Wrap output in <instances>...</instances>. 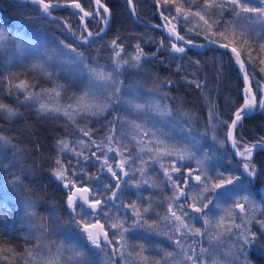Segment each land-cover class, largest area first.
<instances>
[{"label":"snow or ice","instance_id":"snow-or-ice-1","mask_svg":"<svg viewBox=\"0 0 264 264\" xmlns=\"http://www.w3.org/2000/svg\"><path fill=\"white\" fill-rule=\"evenodd\" d=\"M29 2L38 5L48 17H52L62 3L78 10L82 30L77 34L71 25L67 26L82 45L99 39L111 16V10L101 0H94L96 7L92 11H86L80 0ZM154 2L164 22L155 27H163L169 41L166 45L164 39H160L157 51L163 48L170 50V54L183 56L191 48H206L208 45H214L217 51L223 49V54L231 55L243 75L244 87L240 93L243 103L235 107L229 123L209 101L205 131L199 132L192 126L193 120L198 118L191 110L182 106L174 109L168 103L169 94L160 91L173 81L157 78L153 88L143 91L139 81L124 82L122 77L126 72L139 73L148 60L139 43L135 45L134 54L125 58L122 55L125 49L119 43L120 37L116 36L108 42L109 63L101 64L99 55L86 57L73 44L64 41L49 48L44 38L26 39L20 34L10 36L0 23V52L11 48L12 58L17 61L34 56L35 62L30 69L50 81L55 76L48 70L53 64L69 75L86 77L79 93L68 95V102L63 103L67 85L55 83L50 89L37 91L34 82L20 78L22 74L0 75V117L11 120L20 115L17 108L3 102L2 96L6 92L15 96L20 104L35 105L40 113L57 119L64 117L81 134L74 140L60 138L56 141L58 154L51 169L52 175L66 190L69 220L62 222L61 217L53 216L52 223L48 224L49 218L40 217L35 212V201L23 197L21 204L31 229L29 238L36 243L23 251L10 246L0 247V259L7 260L8 264H92L88 255L96 250L106 253L109 264H113L117 256L131 264H222L221 255L235 264L239 254H245L248 246L264 238V206L258 204L251 191L255 180L264 171L253 159L254 151L264 150V137L248 143L235 134L245 116L264 111V89L261 88L264 81H256L255 88L252 83L257 65L260 66L259 72L264 73V0ZM127 3L135 14L133 0H127ZM95 16L105 27L93 32L85 20ZM226 16L230 18L226 19ZM189 34L203 37L202 42H196ZM97 52L99 54L100 49ZM7 62L10 64L12 60ZM193 63L197 68L200 66L199 60ZM249 67L253 69L251 75ZM222 71L221 64L217 78ZM189 82L197 88L206 86L205 81ZM21 94L22 101L19 100ZM106 114L111 119L106 120V134L99 140L93 138L94 130L79 125V120L102 119ZM158 124L167 126L168 130ZM220 127L227 128L223 139L216 135ZM209 131L213 144L219 148L230 142L233 153L222 158L230 162L233 156L239 157L236 168L219 171L207 167L215 155V152L209 153L203 148L202 141ZM10 144L15 148L11 138L0 133V148ZM65 153H71L72 159L62 158ZM17 156L18 153H14V159L8 164L0 161V168L7 171L9 167H16L19 163ZM92 162L97 164L95 173H90L87 168ZM190 162H195L196 167H191ZM154 164L159 165L163 177L158 182L145 178ZM210 171H214V175ZM11 175L8 183L14 189L23 187L21 176ZM104 176L108 177L107 180L103 179ZM143 185L161 191L166 187L171 195L163 200H155L152 195L137 196V200L131 203L121 200L120 193L125 188H135L138 192ZM229 200L232 201L231 207H225L222 201ZM261 200L264 201V197ZM164 205L166 209L161 213L159 208ZM3 207L5 205L0 202V208ZM214 212L223 214L217 219L212 215ZM69 223L75 225L89 247L72 242L67 232L62 233L65 239L59 242L49 239L52 233ZM253 223L259 225V233L252 230ZM197 224L201 226L197 227ZM138 229L148 233L151 239L164 237L172 250L152 244L151 239L147 245L130 244L129 235ZM225 238L231 241L230 248L227 252H220ZM151 253H156L159 258ZM244 264H248L246 254Z\"/></svg>","mask_w":264,"mask_h":264},{"label":"trees","instance_id":"trees-1","mask_svg":"<svg viewBox=\"0 0 264 264\" xmlns=\"http://www.w3.org/2000/svg\"><path fill=\"white\" fill-rule=\"evenodd\" d=\"M105 2L110 6L113 14L112 24L104 35L87 45L76 43L67 36L60 22L44 19L37 12V5L33 3L19 4L9 0H0V21L5 24L8 31H13L9 28H15V33L16 30H20L19 25L21 23L25 25L21 27H28L36 32H41H38L40 36L44 38V35L48 36V45L56 46L59 41H64L66 44H73L86 57L91 58L99 55L102 57L100 59L101 64L109 63L108 57L111 55V52L108 48V42L116 36L120 37L119 43L125 49V52L122 54L125 58L134 54L135 49L133 46L139 43L141 48H144L143 52L148 55V60L144 63L140 73H125L123 79L126 84L139 81L140 88L144 87L145 90L153 88L157 78L159 80L169 79L173 81L171 85H164L160 91L169 94L168 103L174 109L177 106H182L185 110H191L194 117L198 118V120H193L192 126L199 132L205 131L209 101L216 105V110L222 118L230 122L235 107L243 103L240 95L243 83L238 75L237 65L230 54H223V49L217 51L216 48L205 51L190 49L183 56H180V54H170V50L163 48L157 51L160 39L163 38L166 45L169 41L158 28L144 26L145 23H158L155 6L150 1L133 0L136 8L135 15L138 21L133 19L127 0H105ZM80 3L85 10L92 9V0H80ZM70 11H72L70 8H63L54 11L53 14L64 18L68 25H71L72 29L79 34L82 30L79 17L76 18L75 14L73 15ZM225 18L228 19L230 17L226 16ZM85 23H87L88 29L93 32L99 30L102 26V22L97 18H91ZM189 35L196 41L203 40V37ZM97 49H100L99 54ZM154 52L156 56L153 57L151 54ZM33 60V58L28 57L19 62L21 63L19 66L3 67L4 62H1L0 59V75L6 76L8 73H19L22 74L21 79L27 78L29 81L37 77V87H44L45 85L48 87L49 85L52 86L55 83L61 82L68 86L65 99L62 101L63 103L68 102L66 99L68 95L74 92L79 93L81 90L80 86L79 88L77 87L79 79L69 76L75 78L76 81L68 80L70 83H67L62 77L53 78L52 81L48 78L40 77L35 71L31 72L29 65H27L33 62ZM195 60L200 61L198 68L193 63ZM89 62L91 63V59ZM221 64L223 65V71L220 77L217 78V69L220 68ZM177 65H180V67L178 68ZM259 67V65L256 67L255 79L252 82L253 88L256 87V81H264V73L259 72ZM248 71L251 75L253 69L249 67ZM193 80L205 81L206 86L197 88L194 83L189 82ZM261 88L264 89V83L261 84ZM6 94L5 92L3 93V102L17 108L20 115L11 120L0 117V133L11 138L12 144L15 145V148L11 144L7 148H0V155L5 156V160L12 161L14 153H18L19 158L16 157V159L19 160V163L16 167L8 169L7 172L20 175L23 187L14 189L7 183L8 178H3V174L0 175L2 177L0 178L2 181H0V202L5 205V207L0 208V247L10 246L17 251H23L25 247L34 245L27 238L30 226L25 218L23 209L13 210L10 208L9 201L3 200L1 195L3 191H9L10 189L13 192V196L20 201L25 196L30 197L35 201V212L40 217L49 218L47 220L48 224L52 223L51 217L53 216L61 217L62 222L68 221L69 210L65 205L66 190L62 187V183L58 182L52 175L51 169L54 167L53 160L58 154V150L54 147L56 141L67 136L71 138L72 136H76L77 133H73L70 130L72 125L64 117L61 116L57 119L54 116L42 114L33 109L32 106L18 103L15 96ZM259 95L260 93L258 92V98ZM21 98L19 97V100ZM233 102L235 103L233 104ZM105 122V118L91 121L79 120V125L81 127L87 126L94 130L95 135L93 138L99 140L106 134L107 130L104 128ZM226 132L227 128L220 127L217 129L216 135L220 139H223ZM235 134L238 138L243 137L248 143H255L256 140L264 137V111H256L253 115L245 117L238 124ZM211 135L212 133L209 131L207 138L203 141L205 144L204 150L209 153L215 152V155L220 157V161L217 164L219 170L224 171L225 168L229 170L236 168L239 159L233 156L229 162L227 158H222L232 154V152L227 144H225L224 148L214 145ZM62 158L65 160L72 159V154H64ZM253 159L258 167L264 169V150L257 151ZM87 168L90 173L97 171L93 163H89ZM240 170L242 171V168ZM0 171L5 170L0 168ZM263 183L264 171H261L260 177L255 180L254 186L251 188L253 194L258 195L260 198L262 197L260 189ZM261 204H264V201L261 200ZM160 211L163 213L162 209ZM73 229L74 227L72 228L70 223L64 225L63 228L68 234L71 233V230L73 232ZM59 233L61 232L52 233L50 236L51 240L59 241V237H55ZM253 247L255 248V246ZM263 252L256 253L257 255L262 254V258L255 259L256 264H264ZM0 264H8V261L0 259Z\"/></svg>","mask_w":264,"mask_h":264},{"label":"rangeland","instance_id":"rangeland-1","mask_svg":"<svg viewBox=\"0 0 264 264\" xmlns=\"http://www.w3.org/2000/svg\"><path fill=\"white\" fill-rule=\"evenodd\" d=\"M149 1V0H148ZM101 2H102V0H101ZM154 6H155V4L153 3V2H151ZM63 4V3H62ZM93 0H92V9L94 8L93 7ZM38 10H37V12L38 13H40L41 14V16H45L43 13H42V11H40L39 10V8H38V6L36 7ZM63 8H70V7H67V6H64V7H61L60 9H63ZM72 11H70L76 18H78L79 17V15H77V13H78V10H74V9H72V8H70ZM91 9V10H92ZM130 9V8H129ZM59 10V9H58ZM88 11H90V10H88ZM155 11H156V6H155ZM69 15H71L70 13H69ZM134 15V18H136V15L135 14H133ZM87 19V18H86ZM0 23H2L1 21H0ZM3 24V23H2ZM146 24V23H145ZM4 26H5V24H3ZM146 25H148V26H150V25H154V24H146ZM21 26H25V25H22V23L19 25V27H20V30H16V33H15V28H9V29H11V30H13V31H8V34L11 36V35H17V34H20V35H23L26 39H36V40H39L40 38H44L43 36H40L39 34H38V32L39 31H35V30H33V29H29L28 27H21ZM81 26H82V24H81ZM5 28H6V26H5ZM39 33H41V32H39ZM45 36V40L47 41V38H48V36H46V35H44ZM51 37V36H50ZM59 39V38H58ZM48 47L49 48H52V47H54V46H52V45H48ZM133 48L135 49V45L133 46ZM143 50H144V48H143ZM3 53V54H2ZM148 56V55H147ZM28 57H30V58H33L34 60H33V62H35V57L34 56H28ZM27 57V58H28ZM0 59H1V62H4L3 63V67L4 66H7V67H11V64L13 63V62H16L17 60H15L14 58H12V49L11 48H9V50H7V51H4V52H0ZM9 59H11L12 60V63H8L7 61L9 60ZM17 62H22V61H17ZM33 62H31L30 64H28L29 65V68H30V65L33 63ZM19 65H21V63H19ZM58 65H55V64H53V65H50L49 66V71H51V72H53V73H55V76L53 77V78H57V77H62V78H64L66 81H67V83H70L68 80H71V81H76V79H79V82L77 83V87L79 88V86H80V89L82 88V86H83V84L84 83H86V77L84 78V79H81L78 75L77 76H74V77H76V79L75 78H72V77H69V76H72V75H69L68 73H66V72H62V71H59L58 70ZM30 71L31 72H33L31 69H30ZM131 72H133L134 74H137V72H135V71H128V72H126V74H130ZM36 73H38V72H36ZM139 73H140V71H139ZM39 75H40V77H43V78H47L45 75H42V74H40V73H38ZM238 75H239V72H238ZM123 78V77H122ZM42 80V79H41ZM48 81V80H47ZM60 84H62L61 82H60ZM54 85H49L48 87L45 85L44 87L43 86H39V87H37L36 88V90L37 91H39V89H41V88H44V89H50V88H52ZM244 87V86H243ZM140 90L141 91H143L144 90V87L143 88H140ZM6 93V92H5ZM7 95V94H6ZM24 99V97L22 96V98L20 99L21 101ZM23 105V104H22ZM26 106V105H25ZM27 106H32L33 107V109H35L36 111H37V107L35 106V105H27ZM38 112V111H37ZM43 114V113H42ZM105 119L106 120H110L111 119V116H108L107 114H106V116H105ZM158 126H160V127H164L165 128V130L167 131L168 130V128H167V126H165V125H162V124H158ZM70 130L74 133V132H76L77 133V135L76 136H72L71 138H69L68 136L66 137L67 139H72V140H74V139H76V138H78V137H81V134L79 133V131L76 129V127L75 126H71L70 127ZM175 134V133H174ZM202 144H203V148L205 147V144L203 143V141H202ZM54 147H55V149H57V146H56V143L54 144ZM7 148V147H6ZM58 150V149H57ZM94 150V149H93ZM8 152H10V151H8ZM11 153V152H10ZM67 153H65V155H66ZM68 154H71V153H68ZM221 155V154H220ZM18 158H19V155L17 156ZM0 161H2L4 164H8L9 163V161L8 160H5V156H3V155H0ZM218 161H220V157H218V156H216V155H214L213 157H212V159L208 162V165H207V167L210 169V170H213V169H215V170H219V168H218V166H217V164H218ZM94 165H95V168H96V170H97V164L95 163V162H92ZM190 166L191 167H196V164H195V162H190ZM10 168L11 167H9L8 169L10 170ZM219 171H221V170H219ZM1 174H3L4 175V177L3 178H8V180H7V183H8V181L9 180H11L12 179V173H10V172H7V171H0V175ZM210 174H213L214 175V171H210ZM225 174H227V173H225ZM0 178H2V177H0ZM107 176H105V177H103V179H105V180H107ZM146 179H150V181H160V180H162L163 179V177H162V173H161V170L159 169V165H156V164H154V165H152V167L149 169V172H148V176L147 177H145ZM136 179L137 180H139L140 179V177H139V175L137 174V176H136ZM1 181V180H0ZM2 182V181H1ZM59 182V181H58ZM9 184V183H8ZM264 184V183H263ZM263 186V185H262ZM262 186H261V188H262ZM62 187H63V185H62ZM261 190V189H260ZM26 193V192H25ZM149 195H152L153 196V198L155 199V200H163V198L165 197V196H167V195H171V191L168 189V188H164L163 189V191H161L160 190V188H152V187H150L149 185H143L142 186V188L137 192V190L135 189V188H125V190L122 192V193H120V198H121V200L124 202V203H131L132 201H134V200H137V196H143V197H148ZM2 196V199L3 200H7V201H9V204H10V208H12L13 210H15V209H23V207H22V205L20 204L21 203V201L20 200H18L17 198H15L14 196H13V192L12 191H10V189H9V191H3V194L1 195ZM254 198H255V200L258 202V204L259 205H261V206H264V204H261V198L258 196V195H255L254 194ZM120 201H117V203H119ZM137 202H139V201H137ZM222 203H224V206L225 207H231V205H232V201H227V202H223L222 201ZM65 205H66V197H65ZM66 207H67V205H66ZM162 209V211L164 212L165 211V209H166V205H164L163 207H160L159 208V211ZM238 211V210H237ZM161 212V211H160ZM162 213V212H161ZM223 213H216V212H214V213H212V215L214 216V217H216L217 219L219 218V216L220 215H222ZM154 218V217H153ZM101 222H103V220H101ZM237 222H239V220L237 221ZM71 226H72V228L74 227V229H73V232H72V230H71V233L70 234H68L70 237H71V240H72V242H75V243H77V244H79V245H83L85 248H87V247H89V245L87 244V242L83 239V238H81V236H80V232H79V230L75 227V225H72L71 224ZM201 225L200 224H197V227H200ZM252 230L253 231H257L258 233H259V225H257V224H255V223H253V226H252ZM30 231H31V229H30ZM58 231H60L61 233H59V234H57V235H55V237H59V241L60 240H64L65 239V236L62 234L63 232H66V230H58ZM68 233V232H67ZM29 235H30V232L27 234V238L29 239V241H31V242H33L34 244L36 243L35 242V240H33V239H30L29 238ZM109 235L111 236V233H109ZM49 239L51 240V237H49ZM151 238H150V236H149V234L148 233H146L144 230H142V229H138V230H136V231H134L133 233H131L130 235H129V237H128V240H129V243L130 244H138V243H145L146 245L147 244H149V240H150ZM59 241H57V242H59ZM151 243L152 244H156V245H160L163 249H165V250H168V251H171L172 250V247H171V245H170V242H168L164 237H159V238H155V239H151ZM230 244H231V241L230 240H228L227 238H225V240H224V243H223V245H222V247H221V249H220V252H227L228 250H229V248H230ZM253 246H255V248L253 247ZM258 248V249H257ZM254 249V250H253ZM110 251V250H109ZM264 251V238H261V240L258 242V243H255V244H253V245H250V246H248L246 249H245V254L247 255V258H248V264H256L255 263V259L256 258H262V254L261 255H257L256 253L258 252V253H261V252H263ZM245 254H239V258L237 259V260H235V264H244V261H245ZM253 254V255H252ZM256 254V255H255ZM151 255L152 256H154L155 258H159V256H157L156 255V253H151ZM254 259H253V258ZM88 259L90 260V261H92V264H109V259H108V257L106 256V253L105 252H101V251H99V250H96V251H94V252H90L89 253V255H88ZM220 259H221V261H222V264H231V261L230 260H226L222 255L220 256ZM263 259H264V252H263ZM258 263V262H257ZM113 264H131V262L130 261H122L118 256L117 257H115L114 258V261H113ZM258 264H263V263H258Z\"/></svg>","mask_w":264,"mask_h":264},{"label":"bare ground","instance_id":"bare-ground-1","mask_svg":"<svg viewBox=\"0 0 264 264\" xmlns=\"http://www.w3.org/2000/svg\"><path fill=\"white\" fill-rule=\"evenodd\" d=\"M9 1H13V2H16V3H19V4H27V3H31V2H29V0H27V1H23V2H19V1H14V0H9ZM102 3H104L109 9H110V6L105 2V0H102ZM38 6V5H37ZM128 7L130 8V6L128 5ZM38 10V9H37ZM92 10H94V8L92 9ZM92 10H90V11H92ZM111 10V9H110ZM86 11H88V10H86ZM132 13V12H131ZM132 17H133V19L135 20V21H138L137 20V18H134V15L132 14ZM91 18H97V19H100L98 16H95V17H89V18H87L86 20H85V22H87L89 19H91ZM44 19H46V20H48V21H58V22H60L62 25H63V27H64V29H65V32H66V34H67V36H69L73 41H75L76 43H79V44H81V42H79L77 39H75L76 38V36H74L73 34H72V32H70L69 31V29L67 30L66 29V26L68 25V23L67 24H65L64 23V21H66L64 18H62V17H60V16H58V15H55V18H54V16H52V17H46V16H44ZM158 19V18H157ZM112 20H113V14H112V11H111V21H110V26H111V24H112ZM80 24H81V21H80ZM144 24V23H143ZM156 24H160V22H159V19H158V23H156ZM146 24H144V26H145ZM110 26H109V28H110ZM146 26H148V25H146ZM68 27V26H67ZM101 27H105L104 25H103V23H102V26ZM150 27H153V26H150ZM157 28V27H156ZM159 29V28H158ZM109 30V29H108ZM107 30V31H108ZM160 30V29H159ZM97 31H99V30H97ZM106 31V32H107ZM161 31V30H160ZM96 32V31H95ZM105 32V33H106ZM162 32V31H161ZM104 33V34H105ZM104 34H102V35H104ZM163 34V33H162ZM71 35H73V37L71 36ZM101 35V36H102ZM164 35V34H163ZM165 36V35H164ZM197 42H200V41H197ZM75 47V46H74ZM213 48H215V47H212V48H208V49H213ZM191 49H193V48H191ZM208 49H205V50H208ZM196 50H198V49H196ZM205 50H198V51H205ZM3 54V53H2ZM12 65H14V66H19V62H13L12 64H11V66ZM28 65V64H27ZM33 80H31V82H34L35 84H38V82L36 81L38 78L37 77H35V78H32ZM23 95L21 94L19 97H22ZM251 115H253V114H251ZM251 115H248V116H245V117H249V116H251ZM230 123V122H229Z\"/></svg>","mask_w":264,"mask_h":264},{"label":"water","instance_id":"water-1","mask_svg":"<svg viewBox=\"0 0 264 264\" xmlns=\"http://www.w3.org/2000/svg\"><path fill=\"white\" fill-rule=\"evenodd\" d=\"M14 1L23 2V1H27V0H14ZM149 1H150V2H153V3L155 4L154 0H149ZM93 3H94V0H93ZM101 3H102V2H101ZM102 4L105 5L104 3H102ZM155 6H156V5H155ZM61 7H64V5L61 4ZM61 7L57 8L55 11H57V10L60 9ZM93 7H94V9H95V7H96L95 3L93 4ZM156 15H157V18L159 19L160 24H154V25H150V26L155 27L156 25H162V24L164 23V22L162 21V19L160 18V16H159V12H158L157 7H156ZM53 16H54V18H55V14H53ZM46 17H48V16H46ZM110 21H111V16H110L109 24H108V26L106 27L105 32L109 29ZM66 29L68 30V27H67V26H66ZM159 29H160V30L162 31V33L168 38V35H167V32L165 31V29H164L163 27H160ZM105 32H104V33H105ZM104 33H102V34H104ZM102 34H101V35H102ZM71 36L73 37V35H71ZM73 38H74V37H73ZM75 39H76V38H75ZM196 42H197V41H196ZM200 42H202V41H200ZM198 43H199V42H198ZM212 47H215V46H214V45H208L206 48H193V49L205 50V49L212 48ZM237 69H238V72H239V77H240V79H241V81H242V83H243V86H244L243 75H242V73L240 72L238 65H237ZM251 114H253V113H251ZM251 114H249V115H251ZM247 116H248V115H247ZM227 146L229 147V149H230L231 152L233 153V149L231 148L230 142L227 143ZM257 151H260V150L258 149V150H256V151H254V155H255V153H256ZM254 155H253V156H254ZM234 157H235V156H234ZM235 158L240 160L239 157H235ZM260 194H261L262 197H264V184H263V186H262V188H261V190H260Z\"/></svg>","mask_w":264,"mask_h":264}]
</instances>
